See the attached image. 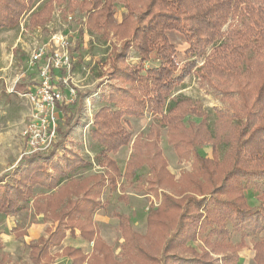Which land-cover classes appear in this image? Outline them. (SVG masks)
Masks as SVG:
<instances>
[{"label": "trees", "instance_id": "1", "mask_svg": "<svg viewBox=\"0 0 264 264\" xmlns=\"http://www.w3.org/2000/svg\"><path fill=\"white\" fill-rule=\"evenodd\" d=\"M64 1L48 0L32 11L37 0H0V31L17 28L27 13L32 28L43 27L53 4ZM67 6L81 16L89 34L111 41L103 77L122 86H108L104 100L109 106L92 117L90 135L99 146L96 162L102 173L75 178L90 164L70 150L58 154L53 148L22 157L0 176V214L11 216L31 200L34 214L51 222L46 237L30 247L32 263L51 264L50 250L66 236L76 238L78 231L79 239L92 243L91 253L66 247L61 257L70 264H115L93 215L105 207L100 199L106 189L145 166L147 190L159 204L147 211L144 235L131 230L127 216L116 215L124 264H238L239 252L246 248L244 237L264 230V191L256 198L257 208L244 195L249 185L264 187V0H68ZM116 6L125 11L119 21ZM230 18L237 25L226 29ZM168 32L181 35L188 46L182 66ZM130 53L139 59L134 66L127 63ZM199 59V79L235 96L227 112L219 111L214 128L192 100H170ZM148 61L157 64L145 68ZM24 88L14 87L19 93ZM67 107L62 105L61 113L68 122ZM146 113L158 116L159 124L132 140L122 173L110 156L131 141L126 119ZM188 118L198 122L186 125ZM160 128L166 129L176 156L190 163V171L178 179L159 146ZM219 144L227 147L221 159ZM204 147H210V158L198 154L197 148ZM36 187L47 193L34 196ZM231 233L241 235L238 243L230 241ZM251 249L253 263L264 264V241Z\"/></svg>", "mask_w": 264, "mask_h": 264}, {"label": "rangeland", "instance_id": "2", "mask_svg": "<svg viewBox=\"0 0 264 264\" xmlns=\"http://www.w3.org/2000/svg\"><path fill=\"white\" fill-rule=\"evenodd\" d=\"M47 1L37 0L32 11L38 10ZM67 1L60 5L53 4L51 18L43 27L32 28L29 24L30 13H27L21 18L17 28L0 31V176L15 168L18 161L29 153L27 129L30 107L22 94L38 82L40 64H31L30 56L41 49L49 55L57 51L67 54L69 69L56 72L55 79H67V85L74 88L76 94L74 102L67 107L71 119L67 122L66 116L60 117L56 128L57 137L51 149L56 148L58 154L70 150L90 164L88 168L80 170L75 178L102 173L96 162L99 146L90 135L92 117L99 108L109 106L104 100V96L109 92L108 86L122 85L103 77V73L106 72L103 64L109 54L111 41H104L99 35L89 34L84 30L81 16L77 12L68 11ZM124 16L123 8L116 6V19L119 21ZM234 25H237L236 19L230 18L226 29ZM167 37L175 47L177 64L184 65L188 61L185 54L188 46L183 37L176 32H168ZM206 52L207 54L210 52V47ZM138 62L135 53H130L127 63L134 66ZM202 62L203 59L196 62L191 74L174 89L170 100L178 98L192 100L206 112L211 128H214L219 111L227 112L230 98L235 99V96L223 94L216 87L199 79L197 68L201 67ZM156 64L148 61L144 67ZM16 84L23 85L25 91L16 92L14 89ZM187 121L198 122L195 118H188L184 120L186 125ZM151 124L158 125L159 117L146 113L141 118L126 119L125 126L131 135V141L110 156L122 173L126 161L132 154V140L138 135L144 137ZM166 134V129L160 128L159 146L169 172L178 179L181 173L190 171V163L176 156L172 146L167 143ZM226 150V146L217 145L220 159ZM197 152L202 157H211L210 147L197 148ZM148 173L145 166L139 167L135 170L133 178L120 179L114 189H106L100 199L105 207L93 215L98 236L103 244L110 248L115 264H124L122 254L124 239L116 215L127 216L131 230L144 235L147 211L159 204L158 199L147 190ZM263 191L264 187L249 185L244 193L247 203L257 208L256 198ZM160 192L161 190H158V193ZM46 193V190L39 187L33 190L34 196ZM50 226L49 220L34 214L31 200L21 204V209L11 216L0 214V264H33L30 247L38 239L46 237L45 231ZM75 235L76 238L66 236L59 246L50 250L51 264H70L67 258L61 257V251L66 247L78 249L83 255L91 253L92 243L79 239L78 231H75ZM240 237V234L231 233L229 239L235 244L239 242ZM258 241H264V230L244 237L246 248L239 252L238 264H254L251 248ZM191 245L198 247L199 243Z\"/></svg>", "mask_w": 264, "mask_h": 264}, {"label": "built area", "instance_id": "3", "mask_svg": "<svg viewBox=\"0 0 264 264\" xmlns=\"http://www.w3.org/2000/svg\"><path fill=\"white\" fill-rule=\"evenodd\" d=\"M31 64H40L38 82L22 96L30 107L27 129L29 153H45L57 137V123L62 116L61 106L74 102V88L67 85V79H55L56 72L69 69L67 54L54 52L49 55L41 49L30 56Z\"/></svg>", "mask_w": 264, "mask_h": 264}]
</instances>
